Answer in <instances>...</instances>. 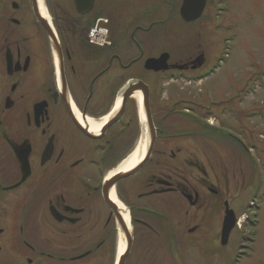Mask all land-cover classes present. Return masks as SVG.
<instances>
[{
    "label": "flooded vegetation",
    "instance_id": "flooded-vegetation-1",
    "mask_svg": "<svg viewBox=\"0 0 264 264\" xmlns=\"http://www.w3.org/2000/svg\"><path fill=\"white\" fill-rule=\"evenodd\" d=\"M179 2L180 6L175 0H0V264H96L92 256L103 242H93L96 227L115 218L105 197L107 184L118 175L110 178L111 170L125 160L126 146L143 129L144 109L134 95L143 97L144 91H132L123 107L124 95L131 85L145 86L157 131L141 171L154 154L166 157L162 149L155 153L159 139L172 138L161 135L164 119H154L153 76L191 74L208 65L202 51L201 67L193 63L198 56L177 64L171 63L170 52H153L159 47L157 33L168 41L163 28L181 19L183 0ZM43 21L60 48H53ZM164 54H169L171 67L185 69H147L149 60ZM105 118L99 133L91 130L89 122ZM186 123L184 131L191 136L201 131L221 136L202 117ZM181 151H170V161ZM172 162L160 159L143 183L139 202L154 204L129 205L133 237L140 231L149 238L146 246L154 256L174 255L187 243L197 247L202 241L218 249L227 201L222 219L220 192L201 183L200 177L194 179L200 190L185 186L174 177L185 164ZM137 173L118 180L109 193L123 194V183ZM173 195L186 199L187 213L193 211L190 219L174 210L182 204H174Z\"/></svg>",
    "mask_w": 264,
    "mask_h": 264
},
{
    "label": "rangeland",
    "instance_id": "rangeland-1",
    "mask_svg": "<svg viewBox=\"0 0 264 264\" xmlns=\"http://www.w3.org/2000/svg\"><path fill=\"white\" fill-rule=\"evenodd\" d=\"M175 1L180 6L179 0ZM162 31L169 40L164 42V36L157 33L159 47L153 52H170L171 63L182 64L199 57L198 52L202 51L208 65L191 74L179 73L178 79L170 76L177 72L153 76L154 119H164L161 135L172 138L159 139L155 153L162 149L167 152L166 157L154 154L152 162L123 183V194L118 193L117 197L128 210H132L129 205L154 204L153 200L139 202L143 183L155 173L156 162L163 159V163L171 164L170 151L178 153L182 149L172 164L184 163L186 167L174 177L198 190L196 177L213 186L220 192L217 200L221 202V218L223 203L227 201L236 213L238 225L227 246L219 244L215 250L207 241L197 247L187 243L182 251L170 256L150 253L146 246L150 239L138 231L125 264H264V0H209L197 22L187 25L177 17ZM203 70L214 73L201 78L205 75ZM182 109L194 110L196 116L218 126L219 140L202 131L196 136L187 134L186 122L197 121L178 115ZM143 134L142 129L135 144L126 146L125 159ZM230 137L243 141L249 152L228 143ZM173 201L182 204L178 208L174 205V210L190 219L193 211L187 213L190 205L186 199L173 195ZM253 204L258 205L256 209ZM252 218L254 225L249 224ZM112 219L109 224L103 222L96 227L94 244L103 240L100 251L92 256L96 264L118 262V226Z\"/></svg>",
    "mask_w": 264,
    "mask_h": 264
},
{
    "label": "water",
    "instance_id": "water-1",
    "mask_svg": "<svg viewBox=\"0 0 264 264\" xmlns=\"http://www.w3.org/2000/svg\"><path fill=\"white\" fill-rule=\"evenodd\" d=\"M206 4H207V0H183L182 6L180 8L181 19L185 23H193V22L198 21L203 16L204 10L206 8ZM43 22L47 24L46 29L48 31V35H49L53 48H60L58 40L55 34L53 33V31L51 30V28L49 27V24L45 21ZM169 58H170L169 54H164L158 59L149 60L146 63V67L147 69H152L154 72H157V73L167 72V71H170L172 68L174 70L176 69L180 71L185 69V66L171 67L168 64ZM202 62H203V57H198L196 60L193 61V63L196 64L197 67H201ZM141 89L144 91L143 108H144L145 117H146L147 124L150 130V135H151L149 150L145 158L136 168H134L133 170L129 172H126L125 174H118L115 178H113L107 184L106 186L107 189L105 190V197L108 203L107 205L112 210L116 218L117 225L121 227V229L124 231L125 236H126L125 240L127 243V248L124 254L119 258L117 264L126 263V259L129 256L131 249L133 247L134 237H133V231L127 228L123 215L121 211L119 210L118 206L111 200L109 191L113 188V186L116 184L118 180L132 176L133 174L137 173L146 164V162L149 160L151 153L154 149L156 137H157V131L154 125V121L152 120V117H151L150 108L148 106V94L143 84H138L136 86H133V85L130 86V90L127 91L126 94L124 95L123 107L126 104L127 98L129 97L128 95L132 91L138 92ZM225 208H226V214H225V218L223 222L222 237H221L222 246H226L228 244L231 233L236 227V224L238 221L236 213L232 209H230L228 202L225 203ZM131 227H132V222H131Z\"/></svg>",
    "mask_w": 264,
    "mask_h": 264
},
{
    "label": "bare ground",
    "instance_id": "bare-ground-1",
    "mask_svg": "<svg viewBox=\"0 0 264 264\" xmlns=\"http://www.w3.org/2000/svg\"><path fill=\"white\" fill-rule=\"evenodd\" d=\"M43 13L47 16L46 10H44ZM203 63L204 62H202V64ZM134 98L136 99V101L138 102V104H139V106L141 108L142 105H143V97H142L141 93H136L134 95ZM121 104H122V100L120 98V99H118V101L116 103L115 112L120 109ZM107 119L108 118H105V119H103L101 121H91V122H89V127L91 128V130L95 131V133H99L101 131V128L103 127V122L106 121ZM141 119H142V123H143V132H144V134L142 136V139H141L140 143L138 144V146L136 145L135 149L131 153H129V155L117 167V169H115L113 172L110 173V176H109L110 178H112L116 173L125 174L126 172H129V171L133 170L145 158V156H146V154H147V152L149 150V144H150V138H151L150 136L151 135H150V130H149V127H148V124H147V120H146V117H145V114H144L143 111H141ZM110 198L118 206L119 210L121 211V213L123 215V218L125 220V223L127 225V228L129 230H132V227H131V224H130L131 223V217H130V214H129V210L125 207V205H123L121 202L118 201L117 196H116L114 191L111 192ZM118 234H119V242H120L119 251H118V255H119L118 256V260H119V258L126 251V240H125L126 236H125V233L121 229L120 226H118Z\"/></svg>",
    "mask_w": 264,
    "mask_h": 264
},
{
    "label": "trees",
    "instance_id": "trees-1",
    "mask_svg": "<svg viewBox=\"0 0 264 264\" xmlns=\"http://www.w3.org/2000/svg\"><path fill=\"white\" fill-rule=\"evenodd\" d=\"M212 138L218 139L217 137H213V136H212ZM218 140H219V139H218ZM239 147H240V146H239Z\"/></svg>",
    "mask_w": 264,
    "mask_h": 264
}]
</instances>
